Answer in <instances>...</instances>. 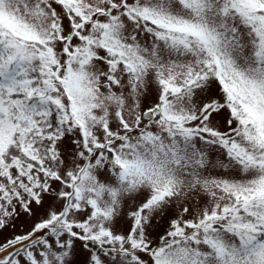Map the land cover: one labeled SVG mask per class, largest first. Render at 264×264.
<instances>
[{"label": "snow or ice", "instance_id": "obj_1", "mask_svg": "<svg viewBox=\"0 0 264 264\" xmlns=\"http://www.w3.org/2000/svg\"><path fill=\"white\" fill-rule=\"evenodd\" d=\"M0 264H264V0H0Z\"/></svg>", "mask_w": 264, "mask_h": 264}]
</instances>
